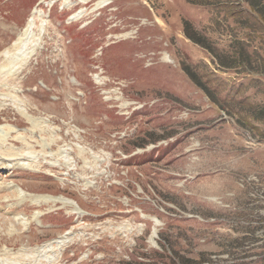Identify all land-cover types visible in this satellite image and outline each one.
Instances as JSON below:
<instances>
[{"label":"rangeland","instance_id":"1","mask_svg":"<svg viewBox=\"0 0 264 264\" xmlns=\"http://www.w3.org/2000/svg\"><path fill=\"white\" fill-rule=\"evenodd\" d=\"M81 1L0 0V53L26 40L0 86V129L15 130L0 151L23 168L2 169L0 187L40 199L0 188V264H264L261 15L236 1ZM185 19L220 51L243 43L251 63L218 69Z\"/></svg>","mask_w":264,"mask_h":264},{"label":"trees","instance_id":"2","mask_svg":"<svg viewBox=\"0 0 264 264\" xmlns=\"http://www.w3.org/2000/svg\"><path fill=\"white\" fill-rule=\"evenodd\" d=\"M235 1L238 3L237 5H239L240 2L247 3L250 9H252L254 12H257L259 16L261 15V18L264 20V7L261 6V4H263L262 0H225V2L224 0H221V3H223V5H231ZM191 2L194 4H201L199 0H193ZM184 33L192 42L206 49L208 53L212 55L213 63L220 69L243 67L245 64L248 65V63H251L248 61L250 57V55L247 53L248 50L241 42H238L237 48H232L230 51H220L207 36L201 34L188 20L184 21ZM182 68L185 70L191 80L204 90L211 100H216L211 93V89L206 87L201 76L193 69L192 65H186L183 62Z\"/></svg>","mask_w":264,"mask_h":264},{"label":"bare ground","instance_id":"3","mask_svg":"<svg viewBox=\"0 0 264 264\" xmlns=\"http://www.w3.org/2000/svg\"><path fill=\"white\" fill-rule=\"evenodd\" d=\"M69 1V0H68ZM91 0H83L82 1V3L81 4H87L88 2H90ZM102 1V0H101ZM101 1H99L97 4H96V6H95V9H101V8H103L104 7V3L103 2H101ZM75 5L74 4H69L68 6H67V8L68 9H72L73 7H74ZM37 13H36V12ZM35 12V13H34ZM36 15V18H38V17H41L42 16V11L40 10V9H38V8H35V9H33V11H32V13H31V16H30V19L32 18V16H35ZM36 18H35V21H36ZM30 19H29V21H30ZM29 21H28V23H29ZM35 21L33 22V24H32V26H31V28L34 26V23H35ZM28 27V26H27ZM29 31H31V30H29ZM4 32V29L3 28H0V34H2ZM30 34V32L28 33V35ZM23 38V37H22ZM21 39V38H20ZM18 40L19 42L17 43L19 46L17 47V48H15V52H13L14 51V49H5L4 51H2L1 53H0V60H2V62L0 63V79H1V81H0V86H2V87H9V83H11V82H13V81H15L16 80V78H18V74H19V72H20V70L17 68H12V66L13 65H15V62L17 61V59L16 60H14V59H11V58H9L10 56H12V58L13 57H15V58H17V54H20L19 52H22V48H23V46H24V44H25V41L26 40ZM14 45H16V44H14ZM14 47V46H13ZM18 52V53H17ZM21 54H23V53H21ZM15 55V56H14ZM23 56H24V54H23ZM18 61H20L21 63L20 64H22V63H24V57H22L20 60H18ZM13 63V64H12ZM12 64V65H11ZM4 69V70H6V72L4 71V70H2V69ZM11 69V71H9ZM8 85V86H7ZM14 91H16L15 89H14ZM29 119V122H32V123H35V121L33 120V119H31V118H28ZM13 131H15L14 129H13V127H9L8 128V131L7 132H5L4 133V131L2 130V129H0V137H1V139H2V143L4 144L5 142H7V139H6V135L8 134V133H11V132H13ZM2 133H4V134H2ZM19 137V136H18ZM30 143H31V141H30ZM25 144V143H24ZM26 146H30V147H32V145H30V144H26ZM1 153H3L4 155H5V158L6 157H13L14 156V154L12 153V152H9V151H0ZM19 153H17L16 154V156H19V157H22V154H19ZM3 156H0V170H2V169H7V168H12V167H14V165L13 166H11V165H8L7 164V160H8V158H6L5 159ZM18 160H21V158H17ZM15 165H21V164H19V162H16L15 163ZM33 168H35V167H31V169H33ZM0 188H3V189H6V190H8V191H11V192H16L17 193V195H18V197L19 198H21L22 196H28V197H32V200L33 201H38V200H40L39 199V197H36V196H34L33 197V195L31 196V194H29V195H27V193H25V191L20 187V186H18L16 183L14 184H11V183H9V184H7V185H4L3 187H0ZM41 198H43L45 201L47 200V198H44V197H41ZM54 199V198H53ZM55 199H57V200H61L62 202L65 200V199H63L62 200V198H55ZM54 199V200H55ZM68 201V200H67ZM70 201V205L71 204H74L73 203V201H71V200H69ZM64 203V202H63ZM64 204H67V203H64ZM35 217H36V215H35ZM34 217V218H35ZM20 218H22V219H20ZM16 220H17V224L18 225H21V224H23V219H25L24 217H22L21 215L20 216H18L17 218H15ZM15 226H16V222H15V224H14V228H15ZM41 250H39V252H40ZM9 264H22L20 261L19 262H16V261H14V262H11V263H9Z\"/></svg>","mask_w":264,"mask_h":264}]
</instances>
